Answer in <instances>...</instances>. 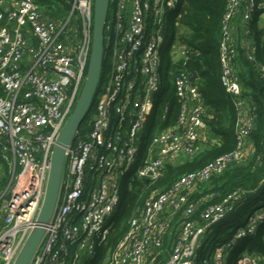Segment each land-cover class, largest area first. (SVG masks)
I'll use <instances>...</instances> for the list:
<instances>
[{
  "label": "built area",
  "instance_id": "obj_1",
  "mask_svg": "<svg viewBox=\"0 0 264 264\" xmlns=\"http://www.w3.org/2000/svg\"><path fill=\"white\" fill-rule=\"evenodd\" d=\"M65 1L66 10L52 5L56 14L50 15L41 0H0V264L14 263L37 225L51 150L85 78L93 0ZM241 3L226 0L219 45L220 83L237 116L235 149L181 175L166 189H152L107 264H195L207 228L232 211L238 192L204 206L190 194L197 183L246 156L254 104L242 93L233 61L236 45L254 58L256 42L248 24L264 16V2ZM181 7V0H109L103 24V59L109 71L87 126L78 128L64 149L56 202L30 264H83L111 229L120 198L117 173L154 183L165 165L200 150V130L206 127L203 102L184 68L180 32L171 35L169 29L173 22L178 26ZM238 12L241 32L235 37L232 20ZM170 36L169 75L178 112L172 124L163 126L168 101L159 113L157 106L164 84L163 47ZM258 208L215 246L204 264H226L228 250L258 231L264 206ZM236 264H264V257L243 252Z\"/></svg>",
  "mask_w": 264,
  "mask_h": 264
},
{
  "label": "trees",
  "instance_id": "obj_2",
  "mask_svg": "<svg viewBox=\"0 0 264 264\" xmlns=\"http://www.w3.org/2000/svg\"><path fill=\"white\" fill-rule=\"evenodd\" d=\"M41 1L47 4L50 15L56 14L55 8L63 11L69 7L65 0ZM181 2L180 16L176 20L178 26L173 22L169 25V29L172 30L171 35L176 29L177 31L182 29L179 41L186 48L184 68L187 71L194 70L197 74L192 81L203 102L204 122L216 142L202 141L200 150L193 156H182L174 163H168L163 168L162 175L154 183L137 177L132 178L131 175L124 177L120 183L119 203L111 215L112 226L109 234L104 242L96 245L93 256L83 264H107L111 252L126 232L129 220L140 212L152 189H166L181 175L198 171L216 157L231 153L235 149L236 111L219 79L221 20L226 10V0H181ZM243 4L244 0L241 6ZM259 11L260 9H257L254 14L257 15ZM232 25L234 31L239 34L241 32L239 12L233 18ZM248 28L252 39L256 42L254 58L248 59L244 50L236 45L237 56L233 65L240 79L242 93L254 104L252 126L248 135L251 152L241 162H230L221 174L212 176L207 182L197 183L196 187L201 188L200 193L191 192V197L199 199L202 206L217 202L228 193L234 191L239 193L232 211L205 231L197 249L195 264H204L203 259L208 258L204 257L207 242H213L215 245L225 242L239 225L246 222L248 216L245 219L243 216L246 208L261 202L263 203L261 206H264V26L255 17L249 22ZM170 37L165 42L162 53L161 74L164 84L160 90L161 100L167 94L168 76L173 70L169 52V45L172 42V36ZM95 100L96 96L79 129L86 127L88 120L91 119ZM168 106L169 112L167 120L162 123L163 126L172 124L177 116L178 101L173 92L168 100ZM239 243L241 245L238 248L237 244L228 250L225 256L226 264H236L243 252L256 253L264 257V221L255 234L246 236Z\"/></svg>",
  "mask_w": 264,
  "mask_h": 264
},
{
  "label": "water",
  "instance_id": "obj_3",
  "mask_svg": "<svg viewBox=\"0 0 264 264\" xmlns=\"http://www.w3.org/2000/svg\"><path fill=\"white\" fill-rule=\"evenodd\" d=\"M109 0H93L92 42L85 78L74 107L64 123L50 154V168L46 180L44 197L37 216V225L29 233L13 264H30L44 234V225L49 222L57 194L63 168L64 149L74 139L77 129L87 115L100 84L103 63V24ZM178 55L176 56V58ZM191 77L196 78L194 70Z\"/></svg>",
  "mask_w": 264,
  "mask_h": 264
},
{
  "label": "rangeland",
  "instance_id": "obj_4",
  "mask_svg": "<svg viewBox=\"0 0 264 264\" xmlns=\"http://www.w3.org/2000/svg\"><path fill=\"white\" fill-rule=\"evenodd\" d=\"M55 2H56V1H55ZM260 19L263 20V18H260ZM262 26H264V22H263ZM108 71H109V64H108L107 61L103 60V63H102V70H101V78H100L101 80H100V82L103 80V78H104L105 76H107ZM100 84H101V83H100ZM100 84H99V85H100ZM172 88H173V77H172L171 75H169V76H168V84H167V94H166V96H164L163 99L160 101V104H159V106H158V108H157V113L160 112V108H161V106H162L166 101H168L169 98L171 97V95H172ZM123 178H124V176H123L122 174L117 173V181H118L119 183H121V181L123 180ZM261 204H263V203L261 202ZM261 204H260V203H258L257 205H253V204H252V205H250L248 208H246V210L244 211V214H243L244 219L249 215V213H250L252 210H254L255 208L261 206ZM258 209H259V208H257V210H258ZM240 245H241V243H239V244L237 245V248H238ZM215 246H216L215 243H213V242H207L206 245H205L204 257H209V256L211 255L212 251L214 250ZM236 251H237V249L235 250V252H236Z\"/></svg>",
  "mask_w": 264,
  "mask_h": 264
},
{
  "label": "crops",
  "instance_id": "obj_5",
  "mask_svg": "<svg viewBox=\"0 0 264 264\" xmlns=\"http://www.w3.org/2000/svg\"><path fill=\"white\" fill-rule=\"evenodd\" d=\"M261 18H263V20L258 19V22L263 24V22H264V16H262ZM179 32L182 33V29H179ZM234 36L235 37H238L239 36L238 35V32L236 30L234 31ZM200 133H201L202 137L204 138L203 139L204 142H206L208 140H210L211 142H216V139L213 137L210 129L207 126L204 127V128H202L200 130ZM245 151H246V156L251 152V145H250V141L249 140L246 142ZM200 189L201 188H199V187H195L192 192H194V193L195 192L200 193L201 192Z\"/></svg>",
  "mask_w": 264,
  "mask_h": 264
}]
</instances>
